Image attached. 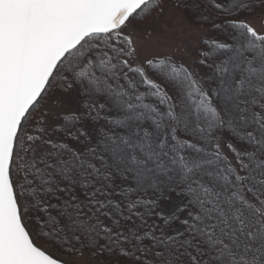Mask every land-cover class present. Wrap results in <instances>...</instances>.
Returning <instances> with one entry per match:
<instances>
[{
    "label": "snow or ice",
    "instance_id": "6c2138e0",
    "mask_svg": "<svg viewBox=\"0 0 264 264\" xmlns=\"http://www.w3.org/2000/svg\"><path fill=\"white\" fill-rule=\"evenodd\" d=\"M77 259L264 264V0H0V264Z\"/></svg>",
    "mask_w": 264,
    "mask_h": 264
},
{
    "label": "rangeland",
    "instance_id": "374dc122",
    "mask_svg": "<svg viewBox=\"0 0 264 264\" xmlns=\"http://www.w3.org/2000/svg\"><path fill=\"white\" fill-rule=\"evenodd\" d=\"M168 5H166V12L168 10ZM179 13L176 14L177 18L179 17ZM145 27H149V25H145ZM174 30L172 32H170L167 35V41L169 43H176V44H180V43H184L187 40L186 35L182 34V29H181V25L177 19V21L174 23L173 25ZM187 29L183 30V33H186ZM73 264H85V261L77 259L73 262Z\"/></svg>",
    "mask_w": 264,
    "mask_h": 264
}]
</instances>
